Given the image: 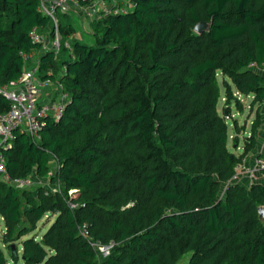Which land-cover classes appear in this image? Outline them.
Masks as SVG:
<instances>
[{
	"label": "trees",
	"instance_id": "trees-1",
	"mask_svg": "<svg viewBox=\"0 0 264 264\" xmlns=\"http://www.w3.org/2000/svg\"><path fill=\"white\" fill-rule=\"evenodd\" d=\"M40 1L0 0V86L38 52L40 78L69 99L40 140L16 130L1 154L12 179L45 177L55 161L64 191L22 192L0 175V264H17L20 248L24 264H264V181H232L263 127L264 0H131L93 22V43L70 48L75 29L60 15L57 57L31 38L54 36ZM200 22L212 25L199 34ZM219 75L226 106L243 109L237 91L257 107L241 154L228 147ZM9 108L0 94V115ZM111 242L106 257L94 246Z\"/></svg>",
	"mask_w": 264,
	"mask_h": 264
},
{
	"label": "built area",
	"instance_id": "built-area-1",
	"mask_svg": "<svg viewBox=\"0 0 264 264\" xmlns=\"http://www.w3.org/2000/svg\"><path fill=\"white\" fill-rule=\"evenodd\" d=\"M76 0H41L39 5V11L50 18L54 25V36L52 40L44 36V32L38 28H34L31 33V38L36 43L43 45L42 50L50 49L55 56H59L62 51V37L59 29V15L70 13L72 5H75ZM126 9H122L124 12ZM96 14V10L93 9L91 16ZM65 47L70 48V42L65 41ZM26 62L31 63L26 67L21 78L16 82H11L7 86H0V94H2L9 102V111L0 115V175L3 179L13 184L18 188H24L29 183V180L12 179L4 168L3 157L1 149L6 147L10 141L14 139V132L21 130L28 133L32 139L40 140V131L45 126V120L47 117H54L56 119L61 118L66 108L68 101V95L62 92V85L60 87V94L57 98L49 103H43L40 100L41 87L51 83L50 81H43L40 78V57L38 52H32L30 54H23ZM264 127V120H263ZM264 130V128H263ZM244 169L248 177L255 180L256 173L264 170V160L256 159L253 169L245 168L244 163L238 167V171ZM239 176H235L232 181H238ZM252 182V181H251ZM72 208H75L71 205ZM86 232V231H85ZM96 249L104 255L108 256L111 249L114 247V243L109 245H94Z\"/></svg>",
	"mask_w": 264,
	"mask_h": 264
},
{
	"label": "crops",
	"instance_id": "crops-1",
	"mask_svg": "<svg viewBox=\"0 0 264 264\" xmlns=\"http://www.w3.org/2000/svg\"><path fill=\"white\" fill-rule=\"evenodd\" d=\"M131 0H76L75 5H72V10L70 13L67 14H60V15H64L65 17V22H69L72 23L73 27H74V33L68 37V41L72 40V39H78L81 40L82 42L91 44L93 43V33H92V24L94 21H96L97 19H99L103 13H106L108 11H112L116 6H122L123 9H129L131 7ZM93 9L96 10V14L94 16H91L90 13H92ZM60 18V17H59ZM61 20V19H60ZM78 20V24H75V21ZM49 39V37H47ZM50 84H54L53 82H51ZM46 89V87H44ZM43 89V91L45 90ZM48 89V94H44V96L42 95V97L40 96V100L45 103L47 101H49L51 98L50 97L52 95V91H53V85L52 87H47ZM43 93V92H42ZM55 93V91H54ZM58 93V90L56 89V95ZM54 96V95H53ZM235 96H237V98L243 103L245 98H250V112H249V117L247 118L248 120L245 121V123L243 125H241L239 123V121L237 120V127L235 126V132H233V134L231 135V138L233 136L239 137V141L241 142V140H243V144L245 145V141L247 138H249L253 132V123L256 120V108H252L251 103L253 100V95H241V93H238L237 91H235ZM224 100V99H223ZM233 106L236 105L235 102L232 103ZM245 111L244 109L241 110V112ZM236 120V119H235ZM264 120V117H262V121ZM263 124V123H262ZM264 127H260L256 130V135H257V149L255 148L253 150V153L251 154V152L248 154L247 158H246V162H244V167L245 168H250L253 169V167L255 166V162L256 159L258 158L257 154L255 155L254 152L258 149H260V147H264ZM239 130V132H237V130ZM239 142V143H240ZM235 144L234 147H236ZM241 145V144H240ZM239 145L238 148V154L243 153L244 150V145ZM252 155V156H251ZM260 176H261V182L264 181V178L262 177L261 172H259ZM238 176H239V180H241V183L245 185V181L248 179V175L245 172L244 169L238 171Z\"/></svg>",
	"mask_w": 264,
	"mask_h": 264
},
{
	"label": "rangeland",
	"instance_id": "rangeland-1",
	"mask_svg": "<svg viewBox=\"0 0 264 264\" xmlns=\"http://www.w3.org/2000/svg\"><path fill=\"white\" fill-rule=\"evenodd\" d=\"M60 16V15H59ZM60 19V18H59ZM75 24L79 25L78 24V20L75 21ZM44 36L45 37H48V33L47 32H44ZM62 53L65 54L67 53V50L64 51L62 50ZM257 70V68H255ZM260 71V70H258ZM262 73H264V70H261ZM218 79H219V83H220V86H221V94H222V98L220 99V102H219V106H218V109H219V113L220 114H223V112H225L226 114H229V119H228V126H229V136H230V139H229V143L228 144V147L230 150H233L235 153L238 154V148H239V145H244L243 143V140H241V142L239 141V137H236V136H233L231 138V135L233 134V132H235V126H234V120H238L239 123L241 125H243L245 123L246 120H248L247 118L249 117V112H250V98H245L244 99V102L242 103L243 105V109L245 111L241 112V110H239L236 105L233 106V104L231 103L230 105H225V88L223 86V79H222V75H219L218 76ZM53 85V91H52V95L50 97H53L51 98L49 101L45 102V103H49L51 101H53L55 98L58 97L59 95V90H58V87L56 86V84H50L48 83L47 85H43L41 87V93H40V96L42 97V95L44 96V94H48V89L47 87H52ZM46 87V89L44 88ZM43 89H45L43 91ZM56 89L58 90V93L56 95ZM55 91V93H54ZM43 92V93H42ZM54 95V96H53ZM224 99V100H223ZM258 114L261 116V117H264V107L262 109H259V112ZM256 116H257V112H256ZM238 132V131H237ZM236 142V144H239L237 145L238 147H234V143ZM240 142V143H239ZM240 145V146H241ZM257 149V147H256ZM264 152V147H260V149L256 150L254 152V154L257 156L259 155V153H262ZM253 153V151L251 152V154ZM252 156V155H251ZM58 171V164L55 162V161H51V170H50V174L47 175V176H43V177H38L36 175H31L28 180H29V183L27 184L26 187H24L23 189H20L22 192L23 191H32L34 193H37L38 189L40 188H43V190L45 189L46 192H56V191H62L63 188L62 186H60V184L58 182H53L52 180V177L56 175V173ZM248 179L244 182L247 186H249L248 184L251 183V181H260L262 178L259 174V172L256 173V178L255 180H252L253 178H250V177H247ZM64 191V190H63ZM73 192L72 191H68V195H72ZM24 208L27 207V204L24 202ZM52 220H54L53 217H51ZM47 218H44L42 221L39 222V224H37V228L36 230L30 234L31 235H42L49 227V224H47ZM5 230V226H4V223H3V220H2V217L0 216V235L3 234ZM0 247L5 251L6 255L9 257V253L8 251L6 250V247L5 245L2 243L1 241V238H0ZM21 251L22 249L20 248L19 249V260L17 262V264H24L23 260H22V256H21ZM103 255V254H102ZM104 256V255H103ZM186 260H183L181 262H185Z\"/></svg>",
	"mask_w": 264,
	"mask_h": 264
},
{
	"label": "water",
	"instance_id": "water-1",
	"mask_svg": "<svg viewBox=\"0 0 264 264\" xmlns=\"http://www.w3.org/2000/svg\"><path fill=\"white\" fill-rule=\"evenodd\" d=\"M211 25L212 23L200 22L195 26V32L202 34L204 31H208ZM259 216L261 220H264V207L259 208ZM179 264H184V262H180Z\"/></svg>",
	"mask_w": 264,
	"mask_h": 264
}]
</instances>
